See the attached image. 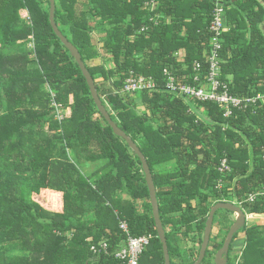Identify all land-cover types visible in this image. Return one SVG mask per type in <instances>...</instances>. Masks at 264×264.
<instances>
[{
    "label": "trees",
    "instance_id": "trees-1",
    "mask_svg": "<svg viewBox=\"0 0 264 264\" xmlns=\"http://www.w3.org/2000/svg\"><path fill=\"white\" fill-rule=\"evenodd\" d=\"M221 2L226 30L218 79L233 97L264 95V5ZM214 6L215 0H154L153 7L144 0H55L58 29L80 53L111 119L147 161L171 264L195 261L215 203L264 217V98L224 116L215 101L178 89L199 85L192 79L198 61L208 90ZM49 7L48 0H0V264H121L113 256L125 240L120 221L134 236H153L139 264H164L141 161L98 111L50 25ZM93 30L109 67L91 63L100 55ZM129 78L153 85L126 90ZM223 159L228 171L219 170ZM239 232L244 247L235 261L230 245L226 264H264V225L245 224L233 240ZM174 238L196 241V253ZM212 240L200 264H210ZM102 241L108 254H93L91 246Z\"/></svg>",
    "mask_w": 264,
    "mask_h": 264
},
{
    "label": "built area",
    "instance_id": "built-area-1",
    "mask_svg": "<svg viewBox=\"0 0 264 264\" xmlns=\"http://www.w3.org/2000/svg\"><path fill=\"white\" fill-rule=\"evenodd\" d=\"M145 6H154V0H144ZM209 29L213 32L212 39V47L209 55V70L206 77V81L208 83V90H206L205 84L201 83L200 76L198 75V71L200 70V63L198 61L194 62L195 74L192 76L194 82H199L198 86H194L192 84H181L179 86V90L183 93L188 94L189 96L195 97L197 100H209L215 101L224 109V116H229L232 112L233 107H243V103L255 102L257 99H263L264 95H257L252 98H247L245 100L236 98L231 96L227 91V86L222 83L219 79V59H218V51L221 48L220 36L225 29V10L222 5L221 0H215V6L212 11L211 21L209 25ZM167 75L168 82L167 87L171 89H176V85L174 84V78L169 72L164 71ZM153 84L150 82L143 83L141 78H129L126 81L125 89L126 90H135L143 87H150ZM222 87V92L219 93L218 89ZM62 116H59L61 119ZM230 168L226 164V160L223 159L221 161L219 170L220 171H228ZM120 229L125 233L124 243L115 249L113 256L115 259L119 260L121 264H139L140 256L143 251L149 245L152 235L151 234H143L139 236H134L130 234L128 225L125 221H120L119 224ZM96 246H91V250L93 254H97L101 251L102 254H108L107 242L102 241Z\"/></svg>",
    "mask_w": 264,
    "mask_h": 264
},
{
    "label": "water",
    "instance_id": "water-1",
    "mask_svg": "<svg viewBox=\"0 0 264 264\" xmlns=\"http://www.w3.org/2000/svg\"><path fill=\"white\" fill-rule=\"evenodd\" d=\"M48 1L50 4V7H49L50 25H51L53 31L55 32V34L57 35V37L60 39L61 43L68 49L70 55L74 58V60L78 64V66L82 72V75L84 76L86 83L89 87L91 97H92L98 111L101 113V115L107 121V123L110 125V127L113 130V133L116 136L123 138L125 140V142L127 143L128 147L133 151V153L135 155L138 156V158L141 161L142 169H143V172L145 175V181H146V184L148 186L152 216H153L155 227H156L157 237L159 238V240L162 244L164 264H171L168 246H167V240H166V236H165V230L162 226V222H161L160 217H159V208H158V202H157V198H156L155 186L153 183L152 174L150 172L147 161H146L143 153L139 149V147L136 145V143L129 137V135H127L120 127H118L117 124L111 119L109 113L107 112L105 106L103 105V103H102V101L98 95L97 89H96L95 84H94V80H93L91 74L89 73V71L87 70V68L85 67L84 62L81 59L80 53L78 52L77 48L66 39V37L61 33V31L57 27V24H56L55 19H54L55 0H48ZM219 209L228 210V211H231L233 213L238 214L235 221L232 223V225H230V227L227 231V234L225 236V239L223 241V244L216 251V253L214 255V259H213L214 264H226L227 255L229 252V247H230L231 242L233 241V237L246 224L247 217H246L245 212L243 211V209L240 206L236 205L233 202H225V201L217 202L211 207V209L208 213V216L206 218V221H205V226H204V230H203V237H202V241L200 244L198 255H197L195 261H193L191 264H200L202 262V260L205 256V253H206V249L208 247L209 240H210L214 214Z\"/></svg>",
    "mask_w": 264,
    "mask_h": 264
},
{
    "label": "rangeland",
    "instance_id": "rangeland-1",
    "mask_svg": "<svg viewBox=\"0 0 264 264\" xmlns=\"http://www.w3.org/2000/svg\"><path fill=\"white\" fill-rule=\"evenodd\" d=\"M21 15L22 17L24 18H27V12L26 11H21ZM91 23L93 25H95L96 23V19H92L91 20ZM91 36L93 38V41L95 43L96 46H98L99 48V53L100 55L95 58L93 61H91V63H94V64H99V63H103L105 62L106 65L108 64V67L111 65H109L108 61L105 60V58H107L106 54L104 53V50L102 49V47H100L102 44L101 43V40L102 38L98 35L97 31L96 30H93L91 32ZM95 168V166H94ZM93 167H89V170L88 171H91L92 169H94ZM142 209V208H141ZM238 214L236 213H233V212H228L224 209H219L215 215V220L213 222V227H212V234H211V238L213 239L212 240V243H211V246H210V257L208 258L211 264V255H215L214 252L216 250V247H215V243H218L219 241H221L223 239V236L225 234V231L227 229V227L230 225H232V223L235 221V219L237 218ZM247 219H246V224L247 225H250V224H258V225H264V217L262 218H258L256 215H246ZM227 234V233H226ZM225 234V236H226ZM225 238V237H224ZM172 243L181 248H185V249H193L194 247V243L189 240V239H184V240H180V241H177L175 238L172 240ZM198 247V246H197ZM198 249V248H197ZM197 251V250H196ZM235 261H238L239 259V256L240 254H232ZM176 256H172V259L175 260ZM184 260H189L188 257H184ZM223 260V259H222Z\"/></svg>",
    "mask_w": 264,
    "mask_h": 264
},
{
    "label": "crops",
    "instance_id": "crops-1",
    "mask_svg": "<svg viewBox=\"0 0 264 264\" xmlns=\"http://www.w3.org/2000/svg\"><path fill=\"white\" fill-rule=\"evenodd\" d=\"M260 3H262L264 5V0H258ZM258 217V216H257ZM258 218H262V217H258ZM194 247L193 249H191L192 253H196L197 250V242H193ZM231 254H241V250L244 247V234L242 232H239L237 237L231 242ZM171 259V258H170ZM142 260V259H141ZM177 260H179V258H175V260L172 259V261L174 262H178Z\"/></svg>",
    "mask_w": 264,
    "mask_h": 264
}]
</instances>
